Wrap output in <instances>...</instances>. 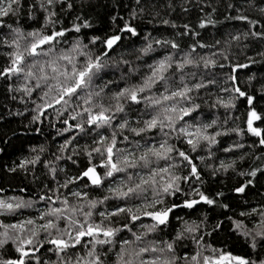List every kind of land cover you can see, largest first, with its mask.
<instances>
[{"label": "snow or ice", "instance_id": "1", "mask_svg": "<svg viewBox=\"0 0 264 264\" xmlns=\"http://www.w3.org/2000/svg\"><path fill=\"white\" fill-rule=\"evenodd\" d=\"M191 3L192 0H182L181 11L187 13L186 5ZM93 6L90 0H0V56L5 58V63L0 66V78L9 81L8 98L18 100L22 105H32L30 125L37 133L41 131L37 125L45 120L53 127L57 120L62 122L63 127L56 129L57 135L69 133L53 154L54 159L43 162L45 176L51 181V186L43 185L47 193L38 187L39 194L34 193L36 199L0 198V216H12L39 202L46 204L36 209L34 217L0 222V264H264V205L259 211L251 208L238 214L240 217H257L251 228L243 219L227 217L231 231L244 238L250 255L234 254L224 247L206 244L204 236L210 233L205 231L204 220L197 223L179 216V226L170 239L145 241L148 234L170 225L175 209H193L201 202L228 209L227 204L218 203L200 190V171L194 159L212 176L229 169L235 171V161L206 163L205 156L193 157L198 149L206 151L207 159H212L211 149L217 145L220 136L234 133L242 137L245 132L255 138L249 148L264 147V127L257 126V122L264 125V113L257 111L255 96L242 90L234 75L247 64L233 63L224 48L198 55L197 48L214 45L200 42L197 39L199 33L184 24L183 33L176 35L192 37L187 50L181 49L175 39H156L145 33V43L137 50L140 54L137 59L154 52V45L165 52L151 58V63L144 65L146 71L141 74L140 68H134L123 58L109 61V50H114L126 34L138 35L131 20L145 15L154 19L159 16L160 9H171L173 5L165 6L161 0H134L129 19L119 17L123 23L118 31L103 37L88 36L85 43L81 39L82 29H90L92 25L83 13ZM195 6L201 13L212 9L199 20L197 27L214 26L216 22L211 17L217 9L210 0H195ZM247 6L264 17V4L258 6L254 0H248ZM226 8L225 18L246 22L248 30L232 35L230 41L225 39V45L238 41L241 36L264 41V21L250 18L231 0ZM69 16V26L65 27L63 20ZM117 16L109 17L113 27ZM24 21L38 22V27L25 29ZM148 23H152V19ZM158 23L169 25L170 22L161 19ZM257 24L261 25L260 31L253 30ZM171 27L176 25L173 23ZM70 33L75 35L69 41L67 34ZM97 43L102 45L99 52ZM258 55L264 56V50ZM221 59L223 62H219ZM247 62L255 63L251 57ZM124 65L128 71L121 72L116 83L113 79H102L109 67L119 70ZM189 67H219L223 75L220 83L228 85L220 87L219 91L227 94L226 98L207 93L208 99H203L200 90L216 85L217 81L196 77L195 73L186 71ZM134 75L139 79L131 82ZM194 77L195 82L189 83ZM13 78L18 81L15 86L11 82ZM98 79L100 83H96ZM253 79L251 75L247 77L249 84ZM256 92L264 97V83L256 88ZM241 98L246 104L244 128L236 124L221 130V123L215 116L209 121L197 115L201 107L197 101L202 99L210 109H225L224 124H227L234 115L229 110ZM46 110H51V117ZM15 115L22 114L17 111ZM81 135L88 137L91 143L76 144ZM181 144L186 148L180 147ZM243 147L237 141L222 150L227 153ZM69 148L71 154L66 152ZM44 151L43 145L39 146V153ZM29 152L35 154L21 158L6 170H20L31 175L29 166L34 168L41 156L35 147ZM74 156H82L86 164L80 166ZM236 159H243V156ZM61 160L71 161L78 169V174L65 175L63 182L57 179L58 173L65 172L57 164ZM262 170L264 164L237 175L256 177ZM193 180L195 187L190 184ZM77 183L82 188H76ZM253 183L252 179H245L232 191L244 193ZM184 184L189 185V191H184ZM69 185H73V190L67 195L60 192V189L67 190ZM96 189L102 190L103 195L90 197L87 190ZM149 190L151 198L141 195ZM19 191L26 189L21 187ZM222 195L216 193V197ZM134 198L138 202L133 203ZM109 201L117 203L105 207ZM142 218L151 223L141 224L142 232L132 231L131 225L139 224ZM221 226L220 221L214 225L215 229ZM122 232L130 233L131 238H121L118 234ZM189 241L191 252L186 250ZM81 245L85 246L83 251ZM45 252L48 258L42 257ZM53 256L55 259L51 258Z\"/></svg>", "mask_w": 264, "mask_h": 264}, {"label": "trees", "instance_id": "2", "mask_svg": "<svg viewBox=\"0 0 264 264\" xmlns=\"http://www.w3.org/2000/svg\"><path fill=\"white\" fill-rule=\"evenodd\" d=\"M165 6L169 3L173 5L171 9L165 7L160 9L159 16L152 18L148 15H145L142 18H137L131 20L130 23L137 29L138 35L131 36L126 34L124 39L118 42V46L114 47V50H109L108 56L109 61L112 59L119 60L121 58L129 61L134 68H140L141 74L146 71L144 65L151 63V58L158 57L163 55L165 50L154 47V52L150 53L148 56H145L141 59H137L140 55L137 51L139 48L143 47L145 43V33H148L151 38H168L175 39L176 42L180 45V48L187 50V46L192 43V37L189 36H177L176 33H183V25L188 24L190 27L199 33L197 39L206 44L214 45L211 48H197L196 53L198 55H204L207 53L216 52L218 49H226L229 58L233 63H245L247 67L244 69H238L234 74L238 82V86L249 94L255 96L254 105L258 112L264 113V97H261L259 93L256 92V88L264 83V56L258 55L262 50H264V41L260 39H253L251 36L243 37L238 41H231L230 44L225 45V39L230 41L232 35L238 33H243L248 30L246 22L229 20L225 18V12L228 11L226 5L230 0H210L213 7L217 10L213 12L212 19L216 22L215 25H207L205 28L200 29L197 27L200 19L205 18L206 12L212 11L211 8L206 9L205 13H201L199 8L195 6V0H192V3L186 5L189 8L187 13L182 12L180 5L182 0H161ZM238 6L244 9V14L248 15L252 19H257L264 21V17H261L258 12L254 9L248 8V0H231ZM256 5L264 4V0H254ZM90 3L94 5L91 8L85 9L83 15L85 19H90L92 27L90 29H82L81 39L87 43L88 36L97 35L103 37L106 34H111L112 32L118 31L119 27L122 26L123 21L119 17L124 19H129V11L133 8L134 0H90ZM113 14H118L115 27H113L112 21L109 17ZM232 15H235V12H231ZM71 16L63 20V25L65 27L69 26V20ZM152 19V23H148V20ZM168 19L169 25H164L158 23V20ZM175 24L176 27H171L172 24ZM23 26L25 29L31 27H38V22L34 21H24ZM59 27V26H58ZM253 30L260 31L261 25L257 24L253 26ZM74 33L67 34V39L70 41ZM220 41L219 44L216 42ZM96 50L99 52L102 50V45L97 43ZM251 57L255 63L248 64L247 58ZM219 62H223L222 59ZM5 63V58L0 56V66H3ZM127 65L121 66L119 70L116 68L109 67L105 70V73L102 76V79H113L116 83V77H119L121 72L127 73ZM186 71L190 73H195L196 77H201L203 79H215L217 81L216 85L206 86L205 89L200 90V95L203 99H208L207 93H213L214 95H219L226 98L227 94L221 93L219 91L220 87H227V84H222L220 81L223 79V75L219 67H213L211 69H204L202 67H189ZM251 75L254 79L251 84L247 81V77ZM194 77L189 83H194ZM138 76H133L131 82H136ZM9 81L4 78H0V189H3V192H0V198H6L8 196H20L24 200L36 199V193L38 192V187L43 188L44 184L51 186V181L45 176V168L43 165L44 160L54 159V153H57V148L63 139L67 138L69 133H64L63 136L57 135L56 129L63 127V124L60 120L55 122V127L52 124L45 120L41 125H37L41 128V131L37 133L34 130V127L30 125V118L32 115L30 103L22 105L17 101L10 100L8 98L7 84ZM12 84L18 82L15 78L12 79ZM101 80H97L96 83H100ZM230 83V82H229ZM15 95V93H13ZM35 98V97H33ZM201 104L200 109L197 112V115H200L204 120H211L215 116L218 121L221 123V130L224 127H233L236 124H239L241 128H244L243 124L244 114L246 112V104L243 102V98L237 101V104L234 108L229 111L233 112L234 115L231 119L228 120L227 124H224L226 118V110L223 108L210 109L203 104L202 99L197 101ZM143 107V105H141ZM27 108V110H26ZM19 111L22 115H15ZM9 112L13 113L9 115ZM48 115L51 117L53 114L51 110H46ZM240 117V120H236V117ZM29 125V127H25ZM257 126H262L257 122ZM255 138L249 136L246 132L242 137H237L234 133H228L226 135L220 136L218 138L217 145H214L211 151L213 152L212 159H207V152L203 149H198L195 155H201L206 157V163L217 164L221 160L225 163L234 160L235 171L232 169L227 170L226 172L222 171L217 173L216 176H212L211 172L207 170L199 161L194 159V163L197 164L200 171V190L210 198H214L218 203H225L229 207L228 209L219 208L216 205H206L202 202L194 206L193 209L179 208L175 209L171 214V222L168 227H161L156 233H150L145 237V241H151L155 239H170L171 235L174 233L175 228L179 226L177 221V216L182 217L187 221H196L199 223L201 220H204L206 225V234L204 236V242L206 244H212L215 247H224L226 250L233 252L234 254H251L250 250L247 249L243 237H238L234 232L231 231V223L227 219L228 216H232L236 219H243L247 227L251 228L256 216L252 217H240L238 214L241 211H248L251 208H257L260 210V206L264 205V170L258 171L256 177H241L237 173L243 171L248 172L252 168H260L264 164V147L255 146L249 148V144L254 143ZM239 141L244 145L241 149H234L230 152L225 153L222 149L227 147L229 144ZM76 144L83 145L84 143H91V140L81 135L78 140L75 141ZM43 145L45 151L39 153V146ZM180 147L186 148V145H179ZM36 148L37 153L40 154L41 160L33 168L29 166L28 172L32 173L27 175L25 172L17 170L15 172H8L6 169L13 167L14 164L18 163L19 160L23 157H31L35 153H30V148ZM67 153L71 154L72 149L69 148L66 150ZM245 153L247 155H245ZM243 156V159H236L237 157ZM77 159L78 164L83 166L86 164V161L82 156H74ZM59 167L65 169L64 173H58L57 179L60 182H63L65 175L71 176L78 174L77 165H74L69 160H61L57 162ZM101 171H103L101 169ZM245 179H252L254 183L248 185L244 193L236 194L232 191L233 187L239 186L240 183H243ZM192 187H195L196 181H190ZM184 191H189V185H182ZM23 187L26 189L25 192H20L19 189ZM76 188H82V185L77 183ZM107 187V184H105ZM73 190V185H69L68 189H60V192L64 195H67L68 191ZM44 193H47V189L43 188ZM89 191V196H102V190H87ZM222 193V197H216V193ZM144 197L151 198V191H146L141 194ZM71 200V197H69ZM133 203L138 202L135 198L132 201ZM177 203L180 201L177 200ZM117 203L116 201H109L105 207H109L112 204ZM46 204L43 202L37 203L31 209H20L17 214L12 216H0V222L11 223L17 219H22L24 217H34L37 215V208L45 207ZM99 219V217H95ZM222 222L220 229H215L214 225L218 222ZM151 223L147 218H142L139 224L134 223L131 225L132 231L137 233L144 231L141 224ZM62 227V224H61ZM121 238L130 239V233L122 232L118 234ZM119 246V240L116 242V247ZM85 246L81 245L80 250L83 251ZM187 251L191 252L192 245L191 242H188ZM43 258H48V255L42 253ZM55 259V257H51Z\"/></svg>", "mask_w": 264, "mask_h": 264}, {"label": "water", "instance_id": "3", "mask_svg": "<svg viewBox=\"0 0 264 264\" xmlns=\"http://www.w3.org/2000/svg\"><path fill=\"white\" fill-rule=\"evenodd\" d=\"M196 206V205H195ZM187 209V208H186Z\"/></svg>", "mask_w": 264, "mask_h": 264}]
</instances>
